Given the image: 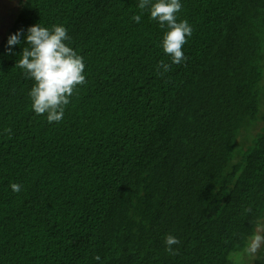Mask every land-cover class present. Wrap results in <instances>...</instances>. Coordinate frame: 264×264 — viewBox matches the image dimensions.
<instances>
[{
    "label": "trees",
    "instance_id": "obj_1",
    "mask_svg": "<svg viewBox=\"0 0 264 264\" xmlns=\"http://www.w3.org/2000/svg\"><path fill=\"white\" fill-rule=\"evenodd\" d=\"M139 2L20 1L0 39V264H264L245 252L264 224V0H180L179 65ZM38 23L86 65L58 123L15 66Z\"/></svg>",
    "mask_w": 264,
    "mask_h": 264
},
{
    "label": "clouds",
    "instance_id": "obj_2",
    "mask_svg": "<svg viewBox=\"0 0 264 264\" xmlns=\"http://www.w3.org/2000/svg\"><path fill=\"white\" fill-rule=\"evenodd\" d=\"M138 7L141 10L148 9L150 18L159 22L161 28L167 27L162 40V48L165 54L170 56L172 64H182L187 57L182 51V46L187 43V37L193 34V28L187 20H179L177 14L182 9L180 0H140ZM132 19L139 23L140 15ZM24 31L20 30L8 38L9 54L11 46L21 43ZM26 47H23L21 59L16 67L23 70L26 78L35 83L29 92L32 110L36 115H46L49 123L60 122L63 119L66 106L76 89L87 83L83 75L86 65L83 57L68 46L71 40L67 29L63 25H53L50 29L35 24L27 29L25 35ZM170 64L160 61L157 65L158 75L168 72ZM163 69V72L160 71ZM7 131L11 132L10 129ZM13 192H20L21 185H10ZM246 211H250L247 209ZM166 251L171 255H177L180 240L173 235L165 237ZM264 246V224L258 222L254 232L249 236L245 252L255 255ZM96 260L100 257L96 256Z\"/></svg>",
    "mask_w": 264,
    "mask_h": 264
},
{
    "label": "rangeland",
    "instance_id": "obj_3",
    "mask_svg": "<svg viewBox=\"0 0 264 264\" xmlns=\"http://www.w3.org/2000/svg\"><path fill=\"white\" fill-rule=\"evenodd\" d=\"M20 1L21 0H0V39L9 30L16 19L20 11ZM251 257H255V255H251ZM233 258H236L237 262L239 261L240 263L244 261L240 252L234 254ZM248 263L251 264V258Z\"/></svg>",
    "mask_w": 264,
    "mask_h": 264
}]
</instances>
